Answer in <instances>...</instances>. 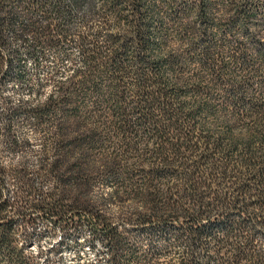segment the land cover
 Masks as SVG:
<instances>
[{"label":"trees","instance_id":"obj_1","mask_svg":"<svg viewBox=\"0 0 264 264\" xmlns=\"http://www.w3.org/2000/svg\"><path fill=\"white\" fill-rule=\"evenodd\" d=\"M10 32L62 56L42 101L0 110V264H39V222L45 264L65 236L108 264H264V0H0L1 86Z\"/></svg>","mask_w":264,"mask_h":264},{"label":"rangeland","instance_id":"obj_2","mask_svg":"<svg viewBox=\"0 0 264 264\" xmlns=\"http://www.w3.org/2000/svg\"><path fill=\"white\" fill-rule=\"evenodd\" d=\"M5 37L6 40L2 53L8 62L10 78L4 85H0V110L2 106L6 108L4 104L6 100L10 101L11 105L19 104L20 102L29 106L35 105L53 90V81H45L44 79L51 67L53 59L62 56L61 52L52 47L42 48L41 52L43 54L38 59V65H36L33 58L25 52L27 43L30 41L29 35L25 36L24 41L13 36L11 32ZM27 37L28 41H25ZM69 53H71L73 58L71 66L62 59L63 65L61 66V70L54 75V80L63 79L70 72L69 69L71 67L79 65L77 51L69 48ZM21 67L24 69L25 78L23 82H18L13 77L20 71ZM38 80H42L39 85H37ZM15 122V133L22 139L28 141V145L22 155L32 168L41 149L42 135L35 131L29 120H25L23 117H20ZM2 155L4 159L11 157L13 160L18 159L17 155H8L6 152H3ZM49 186L50 183L48 182L41 183L43 189H47ZM47 226V223L44 222H39L36 226V231L41 233L38 245L34 250V253L38 256L39 264H45L43 259L46 254L49 255L48 249L53 246L55 247L61 237L60 230L53 229L49 232ZM80 234V237L83 239L87 237V231L85 230H82ZM63 243L67 245L64 249H62L64 244L60 245L63 264H72L75 260L77 261L76 264H84L86 260L91 262L99 260V264H108L106 248L100 243L95 246V249H88L84 244H74L73 236H65Z\"/></svg>","mask_w":264,"mask_h":264}]
</instances>
